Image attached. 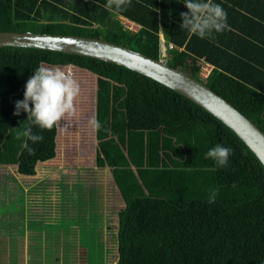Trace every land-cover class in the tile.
<instances>
[{
	"label": "trees",
	"instance_id": "16d2710c",
	"mask_svg": "<svg viewBox=\"0 0 264 264\" xmlns=\"http://www.w3.org/2000/svg\"><path fill=\"white\" fill-rule=\"evenodd\" d=\"M106 3L0 0V31L101 37L105 29L103 39L157 59L161 29L174 45L167 64L197 79L200 58L213 65L205 84L264 132V0H213L226 10L231 30L204 39L180 28L185 0H131L120 13ZM120 15L140 29L124 31ZM41 64L71 66L81 87L79 115L62 120L63 131L41 129L23 110L14 114ZM92 117L102 125L98 131ZM30 127L44 139L27 141ZM25 141L34 154L22 147ZM216 144L232 149L226 167L206 159ZM0 165L23 176L57 166V177L77 166L110 168L125 204L117 213L116 264H264L263 166L204 109L122 66L0 47ZM211 189L219 193L214 203L208 202Z\"/></svg>",
	"mask_w": 264,
	"mask_h": 264
},
{
	"label": "rangeland",
	"instance_id": "374dc122",
	"mask_svg": "<svg viewBox=\"0 0 264 264\" xmlns=\"http://www.w3.org/2000/svg\"><path fill=\"white\" fill-rule=\"evenodd\" d=\"M58 170L38 166L23 176L0 165V264H116L125 204L110 168L77 166L57 177Z\"/></svg>",
	"mask_w": 264,
	"mask_h": 264
},
{
	"label": "water",
	"instance_id": "95a60500",
	"mask_svg": "<svg viewBox=\"0 0 264 264\" xmlns=\"http://www.w3.org/2000/svg\"><path fill=\"white\" fill-rule=\"evenodd\" d=\"M39 48L90 57L122 66L173 90L229 128L257 158L264 159V132L205 81L160 59L100 37L70 34L0 31V47ZM264 168V165H262Z\"/></svg>",
	"mask_w": 264,
	"mask_h": 264
},
{
	"label": "clouds",
	"instance_id": "9594fccd",
	"mask_svg": "<svg viewBox=\"0 0 264 264\" xmlns=\"http://www.w3.org/2000/svg\"><path fill=\"white\" fill-rule=\"evenodd\" d=\"M184 4L188 12L180 13V28L187 30L190 35L204 39L212 38L214 33L231 30L227 23L226 10L222 5L213 3V0H185ZM130 5L131 0H107L104 7L110 12L120 13ZM163 39L165 40L164 36ZM80 94L81 87L71 66L41 64L26 83L24 99L15 102L14 114L19 115L23 110L28 113V117L33 118V124L41 129L51 131L55 128L63 131L64 127H61L60 122L66 118H77L79 115L77 100ZM89 124L97 131L102 127L96 117L90 118ZM24 136L32 143L44 139L42 135L33 133L31 127L24 132ZM27 141L22 147L26 148L30 155L34 154V149L29 147ZM231 154V148L216 144L206 153V159L213 160L218 167H226ZM260 164L264 165V159H260ZM115 187L117 188L116 184ZM218 194V189H211L208 202L214 203Z\"/></svg>",
	"mask_w": 264,
	"mask_h": 264
},
{
	"label": "built area",
	"instance_id": "2783aa9c",
	"mask_svg": "<svg viewBox=\"0 0 264 264\" xmlns=\"http://www.w3.org/2000/svg\"><path fill=\"white\" fill-rule=\"evenodd\" d=\"M122 29L126 32L129 33H135L140 29V26L134 22H132L131 20L128 19H118ZM174 48V45L172 43H167L164 39L163 36L159 34V52H158V59H160L161 61L167 63V59H168V50ZM199 77L200 79H202L203 81H205V79L209 76L210 72H211V68L207 65V63L205 62V60L203 58H200L199 60Z\"/></svg>",
	"mask_w": 264,
	"mask_h": 264
},
{
	"label": "crops",
	"instance_id": "0c3cea01",
	"mask_svg": "<svg viewBox=\"0 0 264 264\" xmlns=\"http://www.w3.org/2000/svg\"><path fill=\"white\" fill-rule=\"evenodd\" d=\"M121 18H124V19H128V18H126V17H124V16H117V20L118 19H121ZM128 20H130V19H128ZM132 21V20H131ZM119 22V21H118ZM132 22H134V21H132ZM135 23V22H134ZM137 24V23H136ZM140 26V25H139ZM159 34L160 35H162L163 36V33H162V31H161V29H159ZM207 63V62H206ZM207 65L211 68V69H213V65H211V64H209V63H207ZM113 178V177H112ZM113 181H114V179H113ZM116 190H117V188H115ZM117 192L119 193V195H120V192H119V190H117ZM120 197H121V195H120ZM44 225H46V222L45 223H43V225L42 226H44Z\"/></svg>",
	"mask_w": 264,
	"mask_h": 264
}]
</instances>
